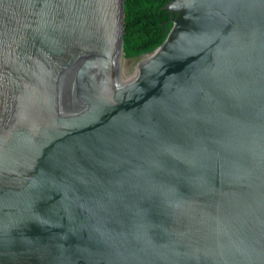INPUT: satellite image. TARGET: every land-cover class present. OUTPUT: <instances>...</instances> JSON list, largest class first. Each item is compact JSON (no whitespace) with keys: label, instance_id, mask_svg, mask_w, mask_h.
<instances>
[{"label":"water","instance_id":"95a60500","mask_svg":"<svg viewBox=\"0 0 264 264\" xmlns=\"http://www.w3.org/2000/svg\"><path fill=\"white\" fill-rule=\"evenodd\" d=\"M0 0V264H264V0Z\"/></svg>","mask_w":264,"mask_h":264},{"label":"trees","instance_id":"16d2710c","mask_svg":"<svg viewBox=\"0 0 264 264\" xmlns=\"http://www.w3.org/2000/svg\"><path fill=\"white\" fill-rule=\"evenodd\" d=\"M167 0H123L122 46L129 53L155 47L167 33L161 20L168 11L162 7Z\"/></svg>","mask_w":264,"mask_h":264}]
</instances>
